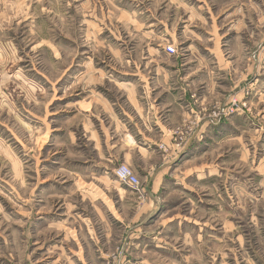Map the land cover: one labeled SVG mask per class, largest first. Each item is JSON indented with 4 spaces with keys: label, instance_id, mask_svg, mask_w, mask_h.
<instances>
[{
    "label": "rangeland",
    "instance_id": "rangeland-1",
    "mask_svg": "<svg viewBox=\"0 0 264 264\" xmlns=\"http://www.w3.org/2000/svg\"><path fill=\"white\" fill-rule=\"evenodd\" d=\"M238 36L264 45V0H0V264H264L259 146H225L217 176L168 172L149 194L158 150L125 158L89 140L125 81L184 75L198 67L187 48L227 56Z\"/></svg>",
    "mask_w": 264,
    "mask_h": 264
},
{
    "label": "crops",
    "instance_id": "crops-1",
    "mask_svg": "<svg viewBox=\"0 0 264 264\" xmlns=\"http://www.w3.org/2000/svg\"><path fill=\"white\" fill-rule=\"evenodd\" d=\"M240 38H234L237 50L232 49L227 56L216 46L206 48L204 55L199 49L187 48L198 67L184 75L176 64H168L167 73L152 83L142 78L125 81L121 84L124 104L108 99V130H104L103 119H93L90 124L92 145L108 146L109 141L112 146H122L125 158L133 151L152 157L158 150L163 163L148 172L149 194L163 187L168 172L183 182L194 175L217 176L224 161V154L219 159V151L223 153L225 146H237L238 151L239 146H259L262 152H258V159L264 168V110L255 109L264 105V45L242 46ZM159 93L165 98L157 101ZM235 94L247 101V111L217 120L208 116L209 111L229 104ZM176 133L189 136L185 146L176 145ZM161 144L164 149H160ZM214 153L218 157L211 161ZM194 161L198 162L196 167H188Z\"/></svg>",
    "mask_w": 264,
    "mask_h": 264
},
{
    "label": "built area",
    "instance_id": "built-area-1",
    "mask_svg": "<svg viewBox=\"0 0 264 264\" xmlns=\"http://www.w3.org/2000/svg\"><path fill=\"white\" fill-rule=\"evenodd\" d=\"M169 53H175L176 49L173 45L167 46ZM247 101H241L236 95L232 96L231 101L226 106L213 109L208 112V116L212 119H222L230 117L234 114L244 112ZM179 146V144H176ZM160 149H164V145H160ZM114 174L119 183L132 188L137 194L143 196L145 194L143 184L139 176L125 163L118 164L114 169Z\"/></svg>",
    "mask_w": 264,
    "mask_h": 264
}]
</instances>
